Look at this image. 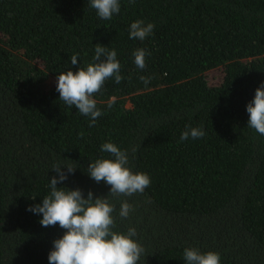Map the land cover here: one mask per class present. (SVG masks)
<instances>
[{
  "label": "trees",
  "instance_id": "obj_1",
  "mask_svg": "<svg viewBox=\"0 0 264 264\" xmlns=\"http://www.w3.org/2000/svg\"><path fill=\"white\" fill-rule=\"evenodd\" d=\"M89 5L0 0V264H48L65 230L26 209L50 193L55 164L77 166L58 188L107 197L110 186L86 171L111 158L107 142L151 178L143 194L109 197L114 231L134 227L146 250L139 264H186L190 247L221 264H264V136L246 111L264 82V0H120L111 20ZM136 20L155 25L144 41L129 39ZM97 44L117 52L124 79L94 95L103 114L89 127L59 100L56 77L93 63ZM137 49L151 53L144 70ZM215 70L221 79L209 84ZM191 127L206 135L181 142ZM125 200L134 211L121 220Z\"/></svg>",
  "mask_w": 264,
  "mask_h": 264
},
{
  "label": "clouds",
  "instance_id": "obj_2",
  "mask_svg": "<svg viewBox=\"0 0 264 264\" xmlns=\"http://www.w3.org/2000/svg\"><path fill=\"white\" fill-rule=\"evenodd\" d=\"M134 2L135 0H129L130 4ZM89 6L96 10L102 20H111L120 12V0H90ZM154 28L153 23L145 24L143 20H136L129 26V39L144 41L153 34ZM94 48L93 63L86 68L78 67L75 74L69 70L56 77L59 100L69 107H75L81 115L90 117L89 127L94 126L103 114L97 108L94 95L101 91L107 80L113 79L119 84L124 79L120 74L121 65L117 52L99 44ZM149 55L151 53L145 49L133 52L138 69L146 68L145 58ZM70 62L76 66L78 55H73ZM140 80L145 85L150 82L144 76ZM246 111L249 117L248 127L264 136V82L255 90L253 100L246 105ZM205 135L200 127L186 128L181 133L180 141L190 137L200 139ZM100 150L110 154L111 158L96 159L88 164L86 171L94 182L103 181L110 186L107 197L94 199L93 193L89 191L87 198H84L80 189L58 188L57 184L66 181L77 166H61L57 163L52 169L57 175L49 180L50 193L42 198L41 204L26 209L42 217L39 223L43 227L58 225L65 230L61 238L52 242L53 250L48 254V264H139L141 258L146 256L145 248L134 239L137 236L134 227H129L126 233L114 231L117 227L114 216L117 209L109 197L119 199L143 194L150 186L151 178L146 173L132 171L127 150H121L112 142L102 144ZM131 151L134 157L137 147H133ZM62 168L67 171H62ZM133 211V205L125 200L120 203L118 216L124 220ZM183 258L186 264H221L219 253H201L198 248L192 247L184 249Z\"/></svg>",
  "mask_w": 264,
  "mask_h": 264
},
{
  "label": "rangeland",
  "instance_id": "obj_3",
  "mask_svg": "<svg viewBox=\"0 0 264 264\" xmlns=\"http://www.w3.org/2000/svg\"><path fill=\"white\" fill-rule=\"evenodd\" d=\"M221 76V72L219 70H215L207 76V81L209 84L216 83L221 79Z\"/></svg>",
  "mask_w": 264,
  "mask_h": 264
}]
</instances>
